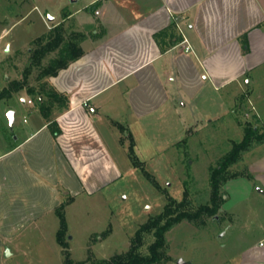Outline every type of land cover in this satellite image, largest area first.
I'll use <instances>...</instances> for the list:
<instances>
[{"label":"crops","instance_id":"1","mask_svg":"<svg viewBox=\"0 0 264 264\" xmlns=\"http://www.w3.org/2000/svg\"><path fill=\"white\" fill-rule=\"evenodd\" d=\"M55 24L85 36L84 54L51 78L68 99L59 135L26 95L34 118L0 153V258L27 230L59 219L65 200L131 173L127 139L168 143L165 131L196 122L187 115L200 98H250L264 68V0H86Z\"/></svg>","mask_w":264,"mask_h":264},{"label":"rangeland","instance_id":"2","mask_svg":"<svg viewBox=\"0 0 264 264\" xmlns=\"http://www.w3.org/2000/svg\"><path fill=\"white\" fill-rule=\"evenodd\" d=\"M85 1L0 0V90L23 79L36 40L70 10L84 9ZM50 17L54 22H49ZM69 27L64 25L68 37L76 33ZM56 57L57 53L48 55L42 67ZM42 67L32 70L28 86L38 85ZM249 89L255 90L250 98L242 92L225 101L219 92L216 103L200 98L199 108L187 115L196 122L186 130L165 131L169 134L166 144H155L143 134L137 136L136 145L125 138L129 154L133 144L137 157L136 167L130 159L133 171L95 195L81 194L73 204L71 199L63 203V243L73 262L109 260L127 253L138 230L162 214L172 200L186 202L190 213L212 208V174L254 128L257 139L238 153L224 175L226 182L220 181L216 214L205 213L171 229L158 264L180 260L184 264H264V68ZM26 98L23 93L0 102V153L14 144L34 118V111L22 102ZM10 111L15 112L12 129L7 118ZM51 218V225L42 222L10 242V255L6 256V250L0 264H64L65 249L58 242L61 219ZM153 241L152 235H143L142 255L148 254Z\"/></svg>","mask_w":264,"mask_h":264},{"label":"trees","instance_id":"3","mask_svg":"<svg viewBox=\"0 0 264 264\" xmlns=\"http://www.w3.org/2000/svg\"><path fill=\"white\" fill-rule=\"evenodd\" d=\"M64 25L61 24L50 30V32L36 40L37 47L33 50L31 55L30 66L26 69L23 79L10 83L7 88L0 90V102L9 101L19 94L29 96L38 108L41 116L47 121L54 137L60 133L56 124V117L68 108L67 97L57 93L51 86V78L57 76L59 72L69 67V65L79 60L84 52L81 48V43L85 39L83 34L72 33L70 37L67 36ZM57 53V57L50 60L49 64L42 67L44 59L52 54ZM37 67L42 70L39 75V83L36 86H28L29 78L32 70ZM257 130L252 128L248 130L244 141L234 148L233 154L229 157L223 165L217 168L211 177V184L213 187V197L210 207H201L196 213H190L185 210V203H177L172 200L165 208L164 212L156 218L143 225L137 232L132 241V246L125 254H120L112 257L109 260H92L84 264H158L160 261V253L166 246V234L179 225L184 220H193L202 214L214 215L219 209L218 196L220 194L221 179L226 182L224 175L229 166L236 163V156L239 152L245 151L256 137ZM130 159L134 165L137 166V157L133 151V144L130 147ZM64 205L61 204L57 209L58 215L61 219L62 229L58 232V242L65 249L64 264H75L71 258L70 252L64 247L63 236L65 235L66 222L63 215ZM152 235L154 241L148 248V254L142 255L140 249L143 246V235Z\"/></svg>","mask_w":264,"mask_h":264},{"label":"water","instance_id":"4","mask_svg":"<svg viewBox=\"0 0 264 264\" xmlns=\"http://www.w3.org/2000/svg\"><path fill=\"white\" fill-rule=\"evenodd\" d=\"M71 2H72V3H76L77 0H71ZM48 20H49V22H54V19L51 18V17H50ZM8 50H9V49H8ZM23 101H25V100H23ZM14 116H15V112H14V111H10V112H8V114H7V118H8V120H9L10 128H11V129H12L13 126H14ZM9 255H10V253H9V251H7L6 256H9ZM178 264H184V262H183L182 260H180V261L178 262Z\"/></svg>","mask_w":264,"mask_h":264},{"label":"built area","instance_id":"5","mask_svg":"<svg viewBox=\"0 0 264 264\" xmlns=\"http://www.w3.org/2000/svg\"><path fill=\"white\" fill-rule=\"evenodd\" d=\"M96 14L98 15L99 12H96ZM179 29H180V28H179ZM180 33H181V35H182V37H183V42L181 43V45L183 46L185 52H186V53L191 52V51H192L191 46L189 45L188 40L185 38V36H184V34H183V32H182L181 29H180ZM28 103L31 105L33 102H32V101H29ZM261 245H262V244H261Z\"/></svg>","mask_w":264,"mask_h":264}]
</instances>
